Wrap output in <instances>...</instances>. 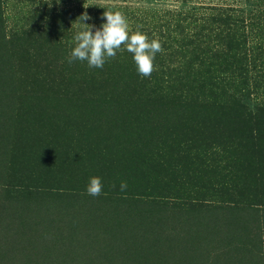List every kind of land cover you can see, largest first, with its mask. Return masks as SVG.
Listing matches in <instances>:
<instances>
[{
  "label": "trees",
  "instance_id": "1",
  "mask_svg": "<svg viewBox=\"0 0 264 264\" xmlns=\"http://www.w3.org/2000/svg\"><path fill=\"white\" fill-rule=\"evenodd\" d=\"M84 2L0 0V264H264V0ZM104 11L161 42L150 77L68 63Z\"/></svg>",
  "mask_w": 264,
  "mask_h": 264
},
{
  "label": "clouds",
  "instance_id": "2",
  "mask_svg": "<svg viewBox=\"0 0 264 264\" xmlns=\"http://www.w3.org/2000/svg\"><path fill=\"white\" fill-rule=\"evenodd\" d=\"M106 22L97 28L94 24H86L85 21L92 18L84 12L75 22L83 25L84 30L79 31L74 39L73 47L68 63L74 61L87 62L89 68H103L108 59H114L117 51L122 46L133 54V60L138 74L141 77H150L154 69V59L157 53L163 51L158 39L149 38L140 31L129 34V26L123 13L116 11H104L102 17ZM103 183L99 177H91L86 188L89 196L98 197L103 191ZM115 187V185H113ZM127 183L122 181L120 190L125 191Z\"/></svg>",
  "mask_w": 264,
  "mask_h": 264
},
{
  "label": "rangeland",
  "instance_id": "3",
  "mask_svg": "<svg viewBox=\"0 0 264 264\" xmlns=\"http://www.w3.org/2000/svg\"><path fill=\"white\" fill-rule=\"evenodd\" d=\"M220 3L223 5L233 4L247 7L244 0H85L86 5L91 4H112L128 5L135 13H161L165 10L177 11H201L203 3ZM14 12L16 10H13Z\"/></svg>",
  "mask_w": 264,
  "mask_h": 264
}]
</instances>
